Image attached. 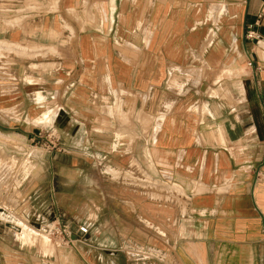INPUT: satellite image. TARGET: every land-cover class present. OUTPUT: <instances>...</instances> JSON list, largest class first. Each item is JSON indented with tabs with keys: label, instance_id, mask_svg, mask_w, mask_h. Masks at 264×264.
<instances>
[{
	"label": "crops",
	"instance_id": "0c3cea01",
	"mask_svg": "<svg viewBox=\"0 0 264 264\" xmlns=\"http://www.w3.org/2000/svg\"><path fill=\"white\" fill-rule=\"evenodd\" d=\"M262 2L0 9V264H264Z\"/></svg>",
	"mask_w": 264,
	"mask_h": 264
},
{
	"label": "built area",
	"instance_id": "2783aa9c",
	"mask_svg": "<svg viewBox=\"0 0 264 264\" xmlns=\"http://www.w3.org/2000/svg\"><path fill=\"white\" fill-rule=\"evenodd\" d=\"M6 2H8V0H6ZM6 2H5V7H2L0 9H1V11H3V12L6 11L8 13H13L15 11H18L19 9L22 8L21 6L23 5V0L10 1V2H12V5H8V4H6ZM263 14H264V0L262 2V5H261L260 11H259V17H262ZM250 37H252V36L250 35ZM39 135L42 136V134H39ZM52 136H54V134L47 133V145L46 146L51 147V148H57L58 144L54 143L51 140H49V138H52ZM0 209H2V201H1V199H0ZM80 231L83 234H85V233H87L88 228L86 226H81L80 227ZM48 233H49V235H55V236L62 235L67 240H70L72 238V236H73V233L71 232V230L67 226L62 225L60 222L56 226H53L48 231Z\"/></svg>",
	"mask_w": 264,
	"mask_h": 264
},
{
	"label": "rangeland",
	"instance_id": "374dc122",
	"mask_svg": "<svg viewBox=\"0 0 264 264\" xmlns=\"http://www.w3.org/2000/svg\"><path fill=\"white\" fill-rule=\"evenodd\" d=\"M54 1H56V0H54ZM72 12H73L72 13L73 16H76L77 18H80L78 16V12L76 10H73ZM10 19H11L10 21H6V22H7V26L8 27H11V28H15V27H17L20 24H23L25 22L24 17H21V15L14 16L13 18H10ZM3 44H5V42H0V56L3 55V54H8L9 52H14L17 55H23V53L20 52V50H19L20 48H22L21 46H16V45H12V44H9L8 45L7 44V47H4ZM23 50L25 51L26 50V47H23ZM9 161H10V163H7V164L8 165L10 164L11 165V168L16 167L18 165L17 164V161H15L14 159H10ZM4 162L5 161H3L2 163H4Z\"/></svg>",
	"mask_w": 264,
	"mask_h": 264
},
{
	"label": "bare ground",
	"instance_id": "6f19581e",
	"mask_svg": "<svg viewBox=\"0 0 264 264\" xmlns=\"http://www.w3.org/2000/svg\"><path fill=\"white\" fill-rule=\"evenodd\" d=\"M112 9H113V8H112ZM13 24H14V23H13ZM0 42H4V39H0ZM11 42H13V41H10V40L7 39L6 44L9 45ZM18 42H19V41H18ZM13 44H14V43H13ZM15 44H16V43H15ZM10 46H11V45H10ZM16 46H18V44H17ZM50 111H51V110H50ZM49 114H50V113H49ZM47 115H48V114H47ZM43 119H44V118H43ZM41 120H42V119H41ZM45 120H47V119H45ZM45 120H44V121H45ZM36 121H37V119H36ZM3 136H4V135H3ZM3 136H2V137H3ZM7 136H8V135H7ZM9 138H10V137H9ZM1 140H2V139H1ZM5 140H6V139H4V141H5ZM9 142H10V141H9ZM26 228H27V227H26Z\"/></svg>",
	"mask_w": 264,
	"mask_h": 264
}]
</instances>
